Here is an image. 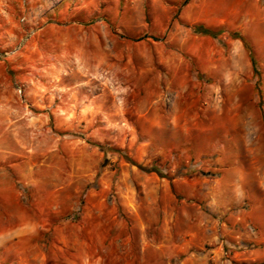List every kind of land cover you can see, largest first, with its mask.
Returning a JSON list of instances; mask_svg holds the SVG:
<instances>
[{"label":"rangeland","instance_id":"374dc122","mask_svg":"<svg viewBox=\"0 0 264 264\" xmlns=\"http://www.w3.org/2000/svg\"><path fill=\"white\" fill-rule=\"evenodd\" d=\"M170 2L0 0V264L128 263L171 178L192 205L229 139L264 143V0L214 25Z\"/></svg>","mask_w":264,"mask_h":264},{"label":"crops","instance_id":"0c3cea01","mask_svg":"<svg viewBox=\"0 0 264 264\" xmlns=\"http://www.w3.org/2000/svg\"><path fill=\"white\" fill-rule=\"evenodd\" d=\"M184 1L171 0L161 6L173 10L180 9L181 19L187 22V25H214L215 20L225 23L232 17L241 18L244 13L245 0ZM239 23L234 21L235 26H239ZM235 69L234 66L230 73L234 74ZM229 141L221 159L217 158L224 161L217 173L209 177L193 176L183 179L197 196L192 205H178V193L175 192L178 186L177 177L171 178L167 185L163 186V195L168 200L165 199L161 206L156 203L153 205L159 210L154 223L160 233L159 237L147 238L145 226L149 225L151 219L149 222L141 221L137 216L136 224L141 230L137 236L141 245L137 254H129L131 260L123 264H133L134 259L137 264H161L163 260L171 264V258L178 259V252L184 253L180 264H211L206 259L210 257L211 252L214 264H218L222 256L217 237L218 225L226 242L235 245L243 243L242 248L248 244L253 245L252 248L243 250L231 249L234 264H264V143L255 141L243 156L241 145H236V139ZM126 208L136 211V206L132 203L131 207ZM100 216L98 214L97 224L108 223L109 217L101 219ZM177 221L187 224L188 227L179 232L175 228ZM27 230L10 229L9 240L18 238L20 234H27ZM155 240L160 241L156 243ZM206 241H210L211 246L202 250ZM4 250L5 254L12 255L14 248L9 246ZM2 254L4 252L0 247V256Z\"/></svg>","mask_w":264,"mask_h":264},{"label":"built area","instance_id":"2783aa9c","mask_svg":"<svg viewBox=\"0 0 264 264\" xmlns=\"http://www.w3.org/2000/svg\"><path fill=\"white\" fill-rule=\"evenodd\" d=\"M252 231V230H251ZM217 237H218V244L220 245V250L222 256L220 257V263L221 264H232L231 259V249L235 248L234 245H230L224 240V237L221 236V232L217 231ZM252 244H248V246H244V248H252ZM236 248H242V245H238ZM210 258L214 260V257L212 255V252L210 253Z\"/></svg>","mask_w":264,"mask_h":264},{"label":"trees","instance_id":"16d2710c","mask_svg":"<svg viewBox=\"0 0 264 264\" xmlns=\"http://www.w3.org/2000/svg\"><path fill=\"white\" fill-rule=\"evenodd\" d=\"M199 31L201 32V33H203V34H208V29H206V28H204V27H202V26H199ZM143 169L145 170V171H156L155 169H151V168H145V167H143Z\"/></svg>","mask_w":264,"mask_h":264}]
</instances>
